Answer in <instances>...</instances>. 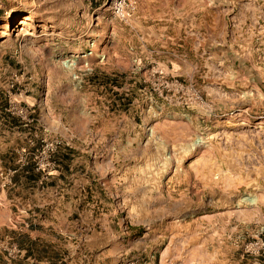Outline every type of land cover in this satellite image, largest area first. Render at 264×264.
<instances>
[{
	"label": "rangeland",
	"instance_id": "1",
	"mask_svg": "<svg viewBox=\"0 0 264 264\" xmlns=\"http://www.w3.org/2000/svg\"><path fill=\"white\" fill-rule=\"evenodd\" d=\"M129 1L123 22L110 0H0V264H264V0ZM71 143L68 213L43 202ZM27 165L41 183L16 188ZM111 177L115 259L79 202Z\"/></svg>",
	"mask_w": 264,
	"mask_h": 264
},
{
	"label": "crops",
	"instance_id": "2",
	"mask_svg": "<svg viewBox=\"0 0 264 264\" xmlns=\"http://www.w3.org/2000/svg\"><path fill=\"white\" fill-rule=\"evenodd\" d=\"M95 92H86L85 94L87 96L93 95V98L98 101V103H101L103 100L102 95H98L97 92H101V86L97 87L95 85L94 87ZM112 92L115 89V87H112ZM112 101L115 102L114 96L111 98ZM109 118V116L107 117ZM114 118V117H112ZM103 124V123H102ZM103 129L97 134V138L102 139V147L104 148L102 151H104L103 155V162L100 165V168H102L103 171L108 169L109 167L114 165V156H115V135L114 133L108 134L105 131V127L102 126ZM112 139L111 146H106V144L109 142L108 139ZM81 137H77L79 139ZM82 139V138H81ZM105 142V144H104ZM105 146V147H104ZM83 147V148H82ZM94 147V145L92 146ZM75 148H78L80 152H85L88 154V151L85 150L84 146L79 145L77 147L76 144L71 143L68 145V147L63 148V154L61 158H57L58 162L56 161V164L54 165L53 169L48 172L47 179L53 183H55V187L50 186L49 189L46 185V190H54L58 192V195L56 197L51 196L50 199H47L46 201L43 202H51L54 203L53 208L55 209H63V211H67L68 213H72L74 209H72L73 205L77 204V198L73 197V190L72 187L75 186L74 184H71L72 176L76 175V171L78 170V173L81 172V176H87L88 177V166L82 164V161L77 162V157L74 158V153H75ZM93 148H91L92 150ZM73 156V158H71ZM86 154H81L80 157L84 158ZM18 169V168H17ZM30 169V171H29ZM20 173H22L25 177L21 178V175H16L14 184L16 188H19L20 186H23V181L21 179H24V182L27 184L30 182L32 185L38 186V184L41 183L40 178L36 176V173L31 166H25L23 169L21 168ZM77 176V175H76ZM98 187L99 192L95 195H93L94 191L92 187ZM86 190H84V195L82 197H85L86 200H81L79 199V202H82L81 209L82 211L86 212L87 214L90 212H94L95 216L97 219H99L101 225H102V231L101 234L104 236L103 238V252H108L104 256H110L111 258L115 257V230L112 228L115 227V205L112 204V201L114 200V197H112L111 193L112 191L110 190V187H115V177L111 178H105L103 181L98 185V182L96 184H93L92 182H89L85 185ZM43 189H45L44 186H42ZM32 196V195H29ZM112 198V199H111ZM96 199V200H95ZM10 201V197L7 193H4L2 190L0 191V229L3 226H7L5 221H3V216L5 214H2V212H5L7 208V204ZM31 199L26 200L25 207H27V210H30L31 204L36 206L31 202ZM98 205L96 206L95 210V204ZM99 205H101V208H99ZM100 209V210H99ZM42 210V209H40ZM23 213H26L23 211ZM93 217V214L91 215ZM45 230H50V227H45ZM52 230V229H51ZM30 234H34V231L31 232ZM108 235V236H107ZM107 236V237H106ZM115 259V258H114Z\"/></svg>",
	"mask_w": 264,
	"mask_h": 264
},
{
	"label": "built area",
	"instance_id": "3",
	"mask_svg": "<svg viewBox=\"0 0 264 264\" xmlns=\"http://www.w3.org/2000/svg\"><path fill=\"white\" fill-rule=\"evenodd\" d=\"M110 6L114 11V15L123 22H127L128 20H130L131 13L136 8L135 3H132L129 0H110ZM93 44L94 43L91 42L90 45L88 46V51H83L80 56L85 58L88 55H90L92 52L91 48ZM155 72L159 74L163 73L162 69L155 70ZM55 148H56L55 145L53 146V145L45 144L44 146H42L41 153H44L46 150H51L52 152H54ZM50 164L53 168L55 165V161H52V162L47 161V165H50ZM41 168L43 169V166L36 163L35 169L40 170ZM16 171H17V168H14L13 170H9L5 174H3V172H0V186L2 188H5L9 184H11L13 175Z\"/></svg>",
	"mask_w": 264,
	"mask_h": 264
}]
</instances>
